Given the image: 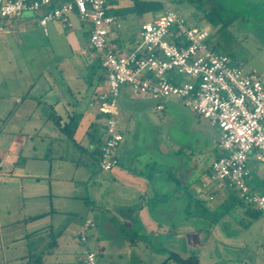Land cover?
Instances as JSON below:
<instances>
[{
	"label": "crops",
	"instance_id": "obj_1",
	"mask_svg": "<svg viewBox=\"0 0 264 264\" xmlns=\"http://www.w3.org/2000/svg\"><path fill=\"white\" fill-rule=\"evenodd\" d=\"M118 8L123 7L108 4V13L117 17L121 28L124 15L112 14ZM39 17V12L27 10L13 19H0V48L4 51L10 50L5 53L7 55L0 56V69L3 71L0 80V104L1 110L4 111V114L0 116L2 123L0 128V202L2 200L8 212L9 209L14 212L19 209L21 213L17 219L7 218L9 219L7 222H0V227L10 231L15 230L17 226H31L33 222L48 219L43 228L48 229V234L51 235L54 229L62 225L57 220L59 215H71L83 206L80 202L86 196L84 190H79L78 184L83 178L90 177L88 173L90 171L87 169H92L93 164L96 163L98 166L96 171L100 174L98 179L105 184L106 190L109 189V204L112 205L105 208L104 213L107 216L101 218V228L96 223L100 237L97 238L98 241L100 240L99 253H107L110 259L115 258L120 264H165L170 253L187 258L182 256L179 250L183 237L192 238L197 232L212 225L195 213L196 206L192 208L191 198L196 204L198 200H201L200 191L206 190L209 200L213 202L218 198L219 206H221L227 202H233V199L238 196L226 188L221 189L222 184L215 182L209 184L206 178L210 177V172L199 177L192 175L191 173L198 167L196 162L191 168L188 167L185 170L186 166L181 155L186 145L169 137V130L160 127L151 133L152 138H148L153 125L149 120L144 119L142 108L131 101L150 98L132 97L127 88L123 89L120 98L119 126L122 122L124 126L120 128L125 139L117 151L119 164L110 172H102L99 159L105 130L104 117L98 113V107L106 101L108 87L99 59L89 43L82 46H78L79 43L77 46L72 45V52L83 53L86 58L88 57L82 69L85 79L72 74L57 83L48 73V76L42 74L37 80L28 78L26 82L19 81L20 71L30 70L31 66L17 60L10 42L18 41V33H26L32 28L42 29L39 26ZM63 28L69 27L63 26ZM90 30L86 31L89 36ZM71 35L76 41L74 33ZM44 36L48 37V33ZM110 41L119 54H128L137 46L134 47L133 44L126 43L124 40H121L119 45L115 44L114 40L110 39ZM86 49L90 50V54ZM26 63L29 64V62ZM95 63L98 64L99 69L94 67ZM57 66L62 67L63 64ZM70 78L73 80L76 78L77 88L70 83ZM87 92L90 95L88 100H85ZM20 93H26L28 101L25 102L20 97ZM125 97H128V100ZM68 124L74 129L73 138L66 136L62 131V128ZM198 125L200 122L193 124L192 129L197 131L195 146H199V153H215L217 158L220 155L219 131L215 130L210 123L208 131ZM150 147L157 148L158 157L163 156L164 159L159 160L160 164L155 161L152 163L143 161L146 156L145 149L148 150ZM255 161L258 162L256 159ZM163 167L168 169V173L172 170L178 172L181 179L177 177L175 179L167 174L151 186L150 170L154 173ZM146 168L147 170H144ZM182 169L186 173L190 172V180H187L188 192L184 194L179 191L180 182L183 179ZM159 173L163 174L164 171L160 170ZM1 175L4 177L3 183H1ZM250 182L264 186V171L256 169L253 174L250 171ZM198 183L202 187L201 190ZM217 184L218 192L214 195L210 194L209 191ZM182 196L185 197L182 198ZM99 198L97 192L88 193L89 202L86 200L83 203L85 208L89 209V216L92 214L93 207H88V203L92 204ZM149 204L153 205V208L155 205L153 212ZM157 210L163 215L162 217L155 216ZM150 213L155 214L151 216ZM245 215L249 216L246 212ZM89 216L87 218H91ZM260 218L263 219L262 232L264 233V218L262 215ZM85 220H82L83 225ZM93 220L96 222L95 219ZM83 225L79 227L83 228ZM32 229L31 227L30 232L18 236L12 232L6 233L7 237L9 236L8 249L5 252L8 257L4 255L6 258L0 264H49V258L54 255V252L61 250L67 243L61 236L58 239L52 237L49 242L47 239L46 247L41 255L37 254L38 248L32 249V247H37L38 240L34 236L37 235L38 228ZM211 229L213 233L216 230L214 226ZM126 232L137 236L130 241ZM152 235L156 238L153 247L147 240V237ZM24 240L25 243H23ZM28 240L29 244L26 242ZM53 242L54 245L49 246ZM81 244L79 239L78 245ZM197 257L199 263L203 264L201 257L199 255ZM168 264L175 263L168 261Z\"/></svg>",
	"mask_w": 264,
	"mask_h": 264
},
{
	"label": "rangeland",
	"instance_id": "obj_2",
	"mask_svg": "<svg viewBox=\"0 0 264 264\" xmlns=\"http://www.w3.org/2000/svg\"><path fill=\"white\" fill-rule=\"evenodd\" d=\"M110 1L111 4L120 7L133 5L131 0ZM140 1L158 2L163 8L159 11H150L141 15L135 13L124 15L121 20L122 27L119 29H112L109 34V38L114 40L115 44L119 45L121 40H124L126 43H131L135 47L139 43L141 26L146 22H151L160 17L166 9L176 11L191 25L209 28L212 34L211 42L214 43L218 38L220 29H215L207 22V20H204V15L209 12L213 6L219 5L222 7L221 12L224 20L234 18L232 25L228 28L230 33L229 52L231 54L229 57H231L233 62L245 71H254L264 78V0ZM70 21L72 28L68 29H64L60 22L49 23L47 28L48 37L44 36L42 29L32 28L26 33H18V41L11 40L10 45L17 60L19 59L21 63L31 66L30 70L24 69L20 71V82H26L28 78H34L37 80L42 74H47L48 76V73H50V76H52L57 83H60L63 79H67V75L72 76V74L85 79L82 69H84L88 57L86 58L83 53L72 52V45L77 46L79 43L78 46H82L89 43V34H86V31L88 32V30L91 29V24L80 20L77 14L72 15ZM72 33H74L76 41L72 37ZM86 50L89 51L88 53L90 54V50ZM7 52H10V50L4 51V49L0 48L1 57L7 55L5 54ZM26 62H29V64ZM58 64H63L64 67L57 66ZM95 64L94 67L99 69L98 64ZM73 67L75 68L74 70L72 69ZM2 72L3 71L0 69V80ZM70 79V83L74 84L76 87L78 85L76 78H74V80L73 78ZM89 92H87L85 100H88L90 95ZM20 94V97L23 98L25 102L28 101L26 93ZM125 99L128 100V97H125ZM131 103H136V105L140 106L144 113V119H147V121L149 120L151 125H153L148 138L154 130H158L160 127L169 130V137L186 145L181 155V159L186 166L185 170H187L188 167L191 168L196 162L198 167L195 172L191 173L192 175H197L199 177V175L203 176L210 172L212 162L216 158L215 153H199V146H195V139L198 136L197 131L192 129L193 124L200 122V125L198 126L203 130L208 131L210 129L208 120L206 121L201 116L190 111L183 105L182 101L176 99L167 100L165 102L166 110L162 113L156 110L155 103L150 99L132 100ZM80 106L81 104L79 107ZM2 114H4V111L1 110L0 104V116H2ZM198 118H201V120L199 121ZM1 126L2 123L0 121V128ZM122 126L124 125L121 122L120 127L122 128ZM145 153L146 156L143 159L144 162L150 161L152 163V161H155L160 164L159 160L163 158V156L158 157V150L156 147H150L148 150L145 149ZM159 166L161 167V165ZM97 168V164L94 163L92 169H87L90 171L88 172L90 177L83 178L80 180V184H78L79 190H84L86 196V198L82 199V202H80V205L83 206L71 215H59L57 220L62 223V225L58 229H54L51 235L48 234V229L43 228L48 219L33 222L31 226H17L15 230L12 229L10 231H5L4 227H0V262L8 257L5 253L8 249L7 239L9 236L7 237V234L12 232L18 236L19 234L30 232V228L32 227L33 229L38 228L37 235L34 236V238L37 237L38 240L37 247H32V249L38 248L37 254L41 255L42 251H44L47 239L49 242L52 237L58 239V237L61 236L62 239H65L67 242L61 250L55 251L54 255L49 258V264H80L81 254L84 249L91 250L97 254V264H120L115 258L110 259L107 256V253H99L98 244L100 243V240L98 241L97 238L100 237L98 236V230L96 228L87 232V242L85 244L78 245L80 235L83 232V228H80L79 226H82V220H85L89 216V209L87 210L84 205L86 200L89 202L88 193L94 191L100 196L98 201H94L92 204L88 203V207H93L92 214L89 217L96 220L99 228H101V218L107 216L104 213L105 208L112 206L109 204V189L106 190L105 184L99 181L98 175L100 174L96 171ZM161 168L154 173L150 170L149 175L152 180L151 186L155 181L163 179L162 177L167 174H170L173 178L177 177L181 179L178 172L172 170L168 173L167 168ZM249 169L252 174L256 169L264 171V163L256 162L252 155L249 162ZM144 170H147V168ZM160 170L164 171L165 174H160ZM185 170L182 169L183 179L180 182L179 190L181 194L188 192L189 182H187V180H190V172L186 173ZM3 179L4 177L1 175V183H3ZM206 180L209 184L214 183V181L210 180V177L208 179L206 178ZM250 183L255 191L264 192V186H259L256 182ZM3 185L4 184H2V186ZM100 185L103 187L101 188ZM199 189L201 190L202 187L199 186ZM200 193L201 200H198L195 204L191 198V201L193 202L191 206L192 208L196 206L195 213L206 220L209 224H212L216 230L213 233L211 229L213 226L211 225L210 227L208 225L203 230L197 232L192 238L183 237L179 249L181 255L185 257L199 255L203 264H264L263 219L252 220L249 218V216L245 215L246 207L241 204L227 202L219 206L218 198L216 201L212 202L209 200L206 190H202ZM183 197L185 196H182V198ZM175 202L180 204L178 201ZM155 205L153 208V205L149 204L151 212H153L152 209H155ZM19 212V209L16 210V212L9 209L8 212V209L4 206L1 200L0 222H7V220L11 218L17 219L21 216V213ZM150 214L151 216H154L155 213ZM155 216L162 217L163 215L157 210ZM227 223H229V225ZM32 240V244H34V239ZM147 240L153 247L156 242L155 236H149L147 237ZM26 242L29 244V240ZM23 243H25V240Z\"/></svg>",
	"mask_w": 264,
	"mask_h": 264
},
{
	"label": "built area",
	"instance_id": "obj_3",
	"mask_svg": "<svg viewBox=\"0 0 264 264\" xmlns=\"http://www.w3.org/2000/svg\"><path fill=\"white\" fill-rule=\"evenodd\" d=\"M27 10L40 13L39 26L45 35L51 22L72 27L74 13L91 24L89 46L108 87V97L98 107L105 130L99 159L102 172L119 164L124 88L132 97H149L160 112L167 100H180L220 133V155L212 163L210 180L226 184L227 190L264 218V192L252 188L249 169L252 155L264 163V78L214 52L209 28L191 25L176 11L166 9L141 26L139 43L132 52L119 54L109 34L120 24L108 13V0H0V19H13ZM95 228L93 219L84 221L82 244L87 242V232ZM80 264H97V254L84 249Z\"/></svg>",
	"mask_w": 264,
	"mask_h": 264
},
{
	"label": "trees",
	"instance_id": "obj_4",
	"mask_svg": "<svg viewBox=\"0 0 264 264\" xmlns=\"http://www.w3.org/2000/svg\"><path fill=\"white\" fill-rule=\"evenodd\" d=\"M131 1L133 2L132 6H125L123 8H118L114 12H112V14H114L116 16L126 15V14H130V13H135L137 15H141V14H144V13L150 12V11H159V10H162V8H163V6L158 2H141L140 0H131ZM110 2L111 1L108 0V4H110ZM221 9H222V7L219 5L213 6L210 9V11L204 15V20H207V22L209 24H211L215 29H217V28L220 29V32L218 34V38L216 39V41L214 43L211 42V49L218 54L231 56V54L229 52L230 33L228 31V28H229V26L232 25L234 18H229L227 20H224ZM62 131L66 136L73 138L74 129H72L69 124L66 125L64 128H62ZM218 184H221V183H218ZM218 184L215 185L213 187V189H211L209 191L210 194L214 195L218 192V190H219L217 188ZM225 186H226V184H222L220 186V188L225 189L226 188ZM232 193H234V192H232ZM232 203L241 204V205L245 206L246 207L245 212L249 215V217L252 220H257L258 218L261 217L260 212L253 210V209H250L239 198L233 199ZM126 235L129 237L130 241H133L135 239V237L137 236L136 234L131 233V232H126ZM53 245H54V242L51 243L49 246H53ZM168 261H172L175 264H200L197 255H190L187 258H183L176 253H170L165 264H168Z\"/></svg>",
	"mask_w": 264,
	"mask_h": 264
}]
</instances>
